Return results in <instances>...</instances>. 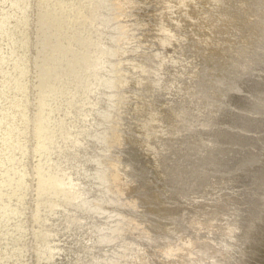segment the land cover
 <instances>
[{"label":"rangeland","instance_id":"rangeland-1","mask_svg":"<svg viewBox=\"0 0 264 264\" xmlns=\"http://www.w3.org/2000/svg\"><path fill=\"white\" fill-rule=\"evenodd\" d=\"M69 1L0 0V264H50L56 240L69 237L70 248L91 247L90 264L109 256L118 257L112 264H264V42L234 65L249 90L235 68L227 70L237 84L216 89L221 81L203 63L212 58H191L227 29L204 24L213 33L201 41L206 13L224 3L243 17L232 38L254 42L264 35V3ZM103 5L115 8L97 20ZM259 15L263 26L247 33L243 24ZM107 23L103 44L97 28ZM250 42L234 46L244 55ZM237 94L251 105L232 102ZM82 217L92 227L67 234ZM228 224L236 231L225 237Z\"/></svg>","mask_w":264,"mask_h":264},{"label":"bare ground","instance_id":"bare-ground-1","mask_svg":"<svg viewBox=\"0 0 264 264\" xmlns=\"http://www.w3.org/2000/svg\"><path fill=\"white\" fill-rule=\"evenodd\" d=\"M17 1V0H16ZM47 1V0H46ZM58 1V0H57ZM61 1V0H60ZM67 1V0H66ZM69 1V0H68ZM78 2L77 3H72L71 1H69L70 2V4L72 3V4H78L79 3V0H77ZM82 1V0H81ZM122 1V0H121ZM121 1H120V3H121ZM131 1V0H130ZM134 1V0H133ZM140 2L139 3H141V4H143L142 2H141V0H139ZM145 2H147L148 0H144ZM168 1H172V2H174V3H176V1H177V3L176 4H178L179 6H181L182 5V1L181 0H168ZM192 3H193V1L194 0H190ZM196 1V0H195ZM194 1V4L196 3V4H198V2L199 1H197V2H195ZM216 1V0H215ZM248 1V0H247ZM247 1H245V3H247ZM256 1V0H255ZM254 1V3H257V4H255V5H257V7L256 6H252L253 8H258V4H260V3H264V0H259V3L256 1L255 2ZM261 1V2H260ZM34 2V1H33ZM49 2V1H48ZM54 2H55V0H54ZM65 2V1H64ZM64 2H62V3H64ZM126 2V4L127 3H129V2H127V1H125ZM144 2V3H145ZM19 3V2H18ZM66 3V2H65ZM85 3V2H84ZM92 3V2H91ZM90 3V4H91ZM248 3H249V1H248ZM253 3V4H254ZM42 4H44L43 2H42ZM46 4H47V2H46ZM49 4V3H48ZM47 4V5H48ZM58 4V3H57ZM94 4H96V3H94ZM103 4V3H102ZM183 4L184 5H186L184 2H183ZM209 4H210V2H209ZM223 5H225L224 3H222ZM251 4H252V2H251ZM35 5V4H34ZM33 5V6H34ZM60 5H63V4H61L60 3ZM66 5H69V3L68 4H66ZM100 6H101V2H100V4H99ZM118 5V4H117ZM117 5H115V6H117ZM124 4H122L121 6H123ZM130 6H131V4H129ZM133 5H135V4H133ZM132 5V6H133ZM138 5V4H137ZM136 5V6H137ZM199 5V4H198ZM212 5H213V3H212ZM222 5V6H223ZM242 6V16H244V17H246V15H243V14H246V13H248L249 14V12H246L249 8H248V4H241ZM39 6V5H38ZM55 6L57 7L58 5H56L55 4ZM65 6V5H64ZM75 6V5H74ZM81 6V5H80ZM82 6H84V5H82ZM81 6V7H82ZM111 6H113V5H111ZM111 6L110 5H103V7L101 8V7H99V8H97V11H96V15H95V18L97 19V20H99L100 19V17L104 20V19H107V17H108V14H107V11L106 10H110L111 9ZM128 6V5H127ZM132 6H131V8H132ZM211 6V5H210ZM210 6L209 7H207V5L205 6V7H207L208 9L210 8ZM218 5H216V3L214 4V6L212 7V8H214V9H216V7H217ZM220 6H221V4H220ZM220 7V8H217L215 11H213V12H211V10H212V8L211 9H209L210 10V14H208V13H206L207 15L205 16V19H206V21H205V23L203 22L202 24H200L201 25V27H199V29H197V30H199L200 31V33H201V36L203 35V37H201L200 38V40L202 39L203 40V38H205L206 37V35L207 34H211V32L213 31V27H217V25H220L221 27L223 26V28L225 27V28H227L226 29V31L224 30L223 32H222V30L219 32V33H217L218 35H217V38H219V43H217V42H215L214 40V44L213 45H210V46H208V44H206L204 47H202L203 45H204V43H202L201 42V44H203L202 46H201V44H200V46L203 48V50H199L200 51V55L199 54H194V57H192L191 55V53H190V56H191V58H193V60L196 62V61H199V60H202L201 59V57L203 58V59H205L204 57H206V55L207 56H209V58H207L206 57V60L207 59H211L212 58V61H206V62H203V63H205V65L207 66V69H213V70H215L214 72H215V80H214V82H217L218 80H220L221 81V83H218L217 85H216V89H218L219 90V88L221 87V89H224V88H226L227 87V85L230 83V81L233 79V80H235V78H237L238 77V75H237V77L236 76H232L233 74H235L236 72H233V73H228V71H230V70H227V69H229V68H235L234 67V65L235 64H237L238 62H240V60H243V57L244 56H247V57H245L244 59L247 61V60H251V59H253V58H255V50H254V45H257V46H259L260 44H262L263 42H264V35L263 34H261V36L259 37V38H257V37H255L254 39V42H250V41H253V40H251L252 38L250 37V38H245L246 37V35L244 34V36L245 37H243V35H242V37L243 38H238L237 36H234L233 38H232V33H233V26L234 25H236V24H239V23H242V19H243V17H241L242 19L240 20V15H238V13H237V15H236V13L234 14V13H232V11L230 12H228V8L226 9L224 6L223 7ZM35 7L36 6H34V7H32V8H34L35 9ZM67 7V6H66ZM65 7V8H66ZM77 7V6H76ZM75 7V8H76ZM96 7V6H95ZM114 7V6H113ZM118 7V6H117ZM119 7H120V5H119ZM134 7V6H133ZM251 7V8H252ZM263 8L264 7V4H263V6H260L259 8ZM41 8V7H40ZM39 8V9H40ZM47 8H48V6H47ZM59 8V7H58ZM57 8V9H58ZM61 8V7H60ZM63 8V7H62ZM115 8V7H114ZM139 8V7H138ZM207 8H205V9H207ZM250 8V9H251ZM252 8V9H253ZM258 8V9H259ZM38 9V8H37ZM92 9V8H91ZM93 9H94V7H93ZM92 9V12H95L94 10ZM129 9H130V7H129ZM252 9H251V12L250 13H252ZM42 10H44V9H42ZM48 10V9H47ZM61 10V9H60ZM73 10V9H72ZM120 10H122L121 8H120ZM159 10V8H157L156 10H154L153 11V14H151L150 15V18H153V17H155V16H157L160 12L158 11ZM208 10V11H209ZM33 11V10H32ZM84 11V10H83ZM258 12H260V11H262L260 14H262V15H264L263 14V11H264V8L262 9V10H257ZM50 12V11H49ZM62 12H63V10H62ZM70 12V14H71V11H69ZM86 12V11H85ZM85 12H84V14H83V16L84 17H86V15H85ZM89 12V14H90V11H88ZM101 12H103V13H105V14H102L101 15ZM202 12H207V10L206 11H202ZM253 12H254V10H253ZM254 13V17H255V14H259V13ZM57 13H59V11H57ZM67 13V12H66ZM195 13V12H194ZM1 14V13H0ZM29 14H31V13H29ZM42 14V13H41ZM44 14H46V13H44ZM61 14H63V13H61ZM72 14H73V11H72ZM81 14H82V12H81ZM87 14V13H86ZM92 14V13H91ZM198 14V13H197ZM247 14V15H248ZM60 15V13L58 14V16ZM66 15V14H65ZM69 15V13L67 14V16ZM75 15V14H74ZM88 15V14H87ZM164 15V14H163ZM162 15V16H163ZM194 15V14H193ZM203 15H205V14H203ZM202 15V16H203ZM250 15V14H249ZM252 15V14H251ZM262 15H259V17H257V19L256 18H252V17H249L248 19V21L249 22H247V24H243L244 26V29H245V31H247V33H248V31H249V33L250 32H252V31H254V28H256L257 26L259 27V26H261L260 24L259 25H257L261 20V17L260 16H262ZM41 16V15H40ZM46 16V15H45ZM44 16V17H45ZM49 16V13L47 14V16H46V19H47V17ZM62 16H64V15H62ZM77 16V15H76ZM162 16H161V18H162ZM201 16V17H202ZM207 16H209V17H207ZM253 16V15H252ZM31 16H29V18H30ZM50 17V16H49ZM48 17V18H49ZM71 17V16H70ZM69 17V18H70ZM82 17V16H81ZM89 17V16H88ZM94 17V16H93ZM200 17V16H199ZM198 16H196V18L198 19L199 18ZM200 17V18H201ZM1 18V17H0ZM64 18V17H63ZM62 18V19H63ZM66 18V17H65ZM68 18V19H69ZM73 18H75V17H73ZM77 18V17H76ZM161 18H159L158 19V22L156 23V21H153L152 23H151V26H150V28L148 29V31H149V34L151 33V31L153 30V29H157L158 27H159V23H160V20H161ZM58 19H59V17H58ZM57 19V20H58ZM61 19V18H60ZM59 19V20H60ZM67 19V20H68ZM195 19V18H194ZM197 19H195L194 20V22L197 20ZM202 19H203V17H202ZM262 19H264V17L262 18ZM50 20V19H49ZM58 20V21H59ZM66 20V19H65ZM191 20H192V18H191ZM204 20V19H203ZM251 20V21H250ZM30 21V20H29ZM62 21V20H61ZM189 21V20H188ZM187 21V22H188ZM200 21V19L198 20V22ZM246 21H247V19H246ZM245 21V22H246ZM63 22V21H62ZM68 22V21H67ZM177 22L179 23V20H177ZM176 22V23H177ZM198 22L196 23V24H194L193 23V25L192 24H190V25H192L191 26V28L192 27H194V25H195V28H196V25L198 24ZM244 22V21H243ZM9 23V22H8ZM48 23V22H47ZM56 23V22H55ZM109 23V22H108ZM105 24V25H99V29L97 28V31H104V32H102V37L101 36H98V37H101L102 39H100V41H102L103 42V44H105L106 42H107V40H108V38H109V36H107L111 31L110 30H112V29H110L109 30V28H110V24ZM177 23V24H178ZM183 23V25H184V22H182ZM200 23H201V21H200ZM261 23H263L264 24V22H263V20H262V22ZM4 24H6V23H4ZM38 24V23H37ZM49 24V23H48ZM61 24H63V23H61ZM60 24V25H61ZM68 24V23H67ZM185 24H186V22H185ZM189 24V23H188ZM204 24H206V26H209V28H211V30L208 32V31H205L206 29H205V25ZM55 25H57V24H55ZM107 25V26H106ZM182 25V24H181ZM68 26V25H67ZM185 26V25H184ZM186 26H187V24H186ZM199 26V25H198ZM197 26V27H198ZM239 27H242L241 25H238ZM256 26V27H255ZM263 26V25H262ZM261 26V27H262ZM5 27H6V25H5ZM58 27H60V26H58ZM58 27H56V28H58ZM108 27V28H107ZM239 27H235L236 29L237 28H239ZM260 27V28H261ZM1 28V27H0ZM53 28V27H52ZM62 28V27H61ZM63 28H65V27H63ZM165 28V27H164ZM194 28V29H195ZM234 28V29H235ZM50 29V28H49ZM60 29V28H59ZM67 29H68V27H67ZM93 29V28H92ZM217 29V28H216ZM264 28H262L261 30H263ZM7 30V29H6ZM197 30H194V32L196 31L197 32V34H199V32L197 31ZM250 30H252V31H250ZM5 31V30H4ZM94 31V30H93ZM124 31V30H123ZM215 31V30H214ZM236 31V30H235ZM264 31V30H263ZM95 32H96V30H95ZM127 32V31H126ZM6 33V32H5ZM213 33V32H212ZM246 33V34H247ZM264 33V32H263ZM149 34L148 35H146L145 37L148 39V36H149ZM195 34V37H197L196 36V33H194ZM200 35V34H199ZM249 35V34H248ZM3 36V35H2ZM97 36V35H96ZM250 36V35H249ZM162 37L164 38V35H162ZM199 38V37H198ZM257 38V39H256ZM201 40V41H202ZM211 40V39H210ZM217 40V39H216ZM231 40H233V43L231 42ZM204 41V40H203ZM207 42V41H206ZM205 42V43H206ZM241 42H245V45H246V43H248V42H250V44H251V47L250 48H248V51L249 52H247V53H245L244 55H243V52H241L240 50H238L237 49V47H235L234 46V44H239V43H241ZM208 43H209V41H208ZM217 43V44H216ZM229 43H231L232 44V46H228L229 45ZM260 43V44H259ZM216 44V45H215ZM259 44V45H258ZM241 45H243V44H241ZM222 46H224V47H222ZM221 47V48H220ZM256 47V46H255ZM205 49V50H204ZM257 49V48H256ZM184 50V49H183ZM204 51V53H202ZM204 55V57H203V55ZM206 54V55H205ZM6 55V54H5ZM202 55V56H201ZM10 56H12V54H10ZM15 56V55H14ZM242 56V57H241ZM9 59V58H8ZM11 60V59H10ZM7 63V62H6ZM7 65V64H6ZM132 66H136V67H139V64L138 63H132L131 64ZM8 66V65H7ZM6 66V67H7ZM236 69V68H235ZM213 70H212V72H213ZM236 70H238V69H236ZM221 71H224L223 73L221 72ZM239 71V70H238ZM212 72H210V73H212ZM216 72H219V73H216ZM240 76H242V78H243V76L245 75V77H246V74L247 73H245V72H243V71H239V73H238ZM239 76V77H240ZM239 77H238V80H239ZM249 78V79H248ZM247 79L248 80H251L250 78L251 77H248ZM241 79V78H240ZM244 79V78H243ZM237 80V79H236ZM235 80V83L237 84V81ZM244 80H246V78L244 79ZM243 81V80H242ZM245 81H243V83H244ZM241 83V81L238 83V84H240ZM241 85H242V83H241ZM250 85V82L249 81H247L246 80V83L244 84V85H242L241 86V88L242 89H245V90H249V89H251V87L249 86ZM220 89V90H221ZM219 94V93H218ZM238 96H233V100H232V102H234V103H237V105L238 106H243V104H244V106L245 105H251V102H252V97L251 96H249V95H241V94H237ZM242 97H244L245 99H247L248 101H247V103L245 104V102L243 101V98ZM206 101V100H205ZM141 108V107H140ZM224 115V114H223ZM235 118H239V119H236L235 121H238L239 122V124H241V123H245L246 122V124H250V120H247L246 119V117H243V116H235ZM95 138H98L97 136H95ZM81 149H83V150H85V151H90L89 150V147L88 146H81ZM84 154H85V152H84ZM90 156H92V153H91V155ZM244 178H246V177H244ZM248 179V178H247ZM244 180V179H243ZM228 183V182H227ZM5 194H6V192H5ZM243 198H245V200H246V197L245 196H243ZM136 200H137V198H136ZM245 200L243 201V199H240L239 200V202H238V205H237V207L236 208H232L233 209V211H235V213H237L239 210H240V207L245 203ZM220 209H221V206H220V203L219 202H217V204H216V207L215 208H212L211 210H209V213H212V214H216V216H217V219H212V218H209L208 219V222L207 223H209V225L208 226H211L212 224V222L211 221H214V223H215V221L216 220H218V218H219V215H220V213H221V211H220ZM83 218V217H82ZM17 219V218H16ZM18 220V219H17ZM16 221V220H15ZM192 221L193 222H197L195 219H192ZM217 223V222H216ZM19 224V223H18ZM76 224V223H75ZM89 227H92V225H91V223H89V222H87V220H85L84 218H83V224H76L75 226H74V228H73V230L71 231H68V233L67 234H69L70 236H73V234L74 233H76V232H78V231H83L84 232V229L85 230H88L89 229ZM23 231L25 230V229H22ZM225 231H224V233H222V235L223 236H225V237H227V236H233L234 235V233H235V231H236V226H234L233 224H228V225H226L225 226V229H224ZM219 232V231H218ZM222 232V230H220V232H219V234ZM24 233V232H23ZM49 233V232H48ZM47 233V234H48ZM19 234V232H17V235ZM51 234V233H50ZM50 234H48L47 236H49ZM21 235H22V233H21ZM42 235V234H41ZM40 235V236H41ZM46 234H44V239H45V236ZM15 236H16V234H15ZM52 237V236H51ZM43 238V237H42ZM50 238V237H49ZM53 238V237H52ZM55 238V237H54ZM80 238H81V241H87V240H89V239H91V237L89 236V235H81L80 236ZM99 238V240H97L96 241V246H100V245H102V240H101V238L100 237H98ZM56 239V238H55ZM72 240H73V237L71 238V237H69V238H67V240H66V244L64 243V244H61L62 243V239L60 240V239H58V240H56L57 242V244H55L54 243V248H55V246L56 245H59L60 246V250L59 251H56V253H53L52 254V257H53V261L50 263V264H90V260L92 259V255H91V252H92V249H91V247H89L88 249H85V250H82L81 248H79L80 246H82L83 245V243H81L80 244V246H77V247H72V248H70V243L72 242ZM94 240V239H93ZM95 241V240H94ZM202 241V240H201ZM23 242V241H22ZM42 242V241H41ZM54 242V241H53ZM202 242H204V241H202ZM196 243H199V242H193V246H197V244ZM24 249V248H23ZM25 250V249H24ZM26 251V250H25ZM113 256H109V257H106L105 259H104V261L103 262H100V261H98L96 258H94V259H96L97 261H98V263L97 264H112L111 262H115L116 263V260L118 259V257L116 256V257H113ZM228 259H230V258H228ZM115 260V261H114ZM28 263H29V261H28ZM27 263V264H28Z\"/></svg>","mask_w":264,"mask_h":264}]
</instances>
